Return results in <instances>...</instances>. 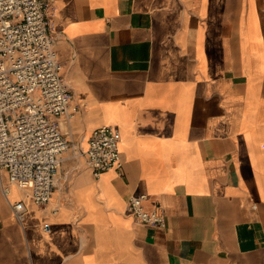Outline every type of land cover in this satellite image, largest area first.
Masks as SVG:
<instances>
[{"label": "crops", "instance_id": "obj_1", "mask_svg": "<svg viewBox=\"0 0 264 264\" xmlns=\"http://www.w3.org/2000/svg\"><path fill=\"white\" fill-rule=\"evenodd\" d=\"M47 1L72 155L108 125L123 167L58 170L22 220L0 182V264H264V0Z\"/></svg>", "mask_w": 264, "mask_h": 264}, {"label": "built area", "instance_id": "obj_2", "mask_svg": "<svg viewBox=\"0 0 264 264\" xmlns=\"http://www.w3.org/2000/svg\"><path fill=\"white\" fill-rule=\"evenodd\" d=\"M49 8L47 0H0V182L5 195L12 186L20 192L10 201L18 220L29 206L50 203L71 142L62 121L70 125L80 109L63 77ZM82 153L96 177L123 167L118 137L108 125L92 131ZM147 199L132 195L131 214L139 223L163 227L165 214L160 206L148 207Z\"/></svg>", "mask_w": 264, "mask_h": 264}, {"label": "rangeland", "instance_id": "obj_3", "mask_svg": "<svg viewBox=\"0 0 264 264\" xmlns=\"http://www.w3.org/2000/svg\"><path fill=\"white\" fill-rule=\"evenodd\" d=\"M67 126H69V125L65 121H62L63 131L67 133V138H68V136L70 135L72 129H71L70 126L69 127H67ZM74 146L75 145L73 144V142H70V148H69V150L63 155L64 156V159L63 160L66 159L65 156H67V155H69V159L70 160H68L66 162L64 161L63 163H61V165L59 167V170L60 169H65V170L68 169V170H74V171H76V170H79V169H87L86 168L85 158H84V154L83 153H79L77 155H72V153H73L72 147H74ZM13 188L16 189L15 186H13Z\"/></svg>", "mask_w": 264, "mask_h": 264}, {"label": "bare ground", "instance_id": "obj_4", "mask_svg": "<svg viewBox=\"0 0 264 264\" xmlns=\"http://www.w3.org/2000/svg\"><path fill=\"white\" fill-rule=\"evenodd\" d=\"M67 127H69V126H67ZM67 129V128H66ZM69 131V130H68ZM60 181V180H59Z\"/></svg>", "mask_w": 264, "mask_h": 264}]
</instances>
